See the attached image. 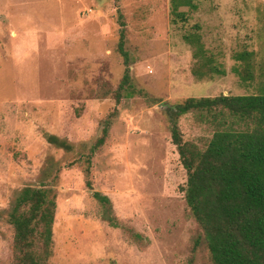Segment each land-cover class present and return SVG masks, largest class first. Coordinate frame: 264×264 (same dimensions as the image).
<instances>
[{
	"label": "rangeland",
	"instance_id": "1",
	"mask_svg": "<svg viewBox=\"0 0 264 264\" xmlns=\"http://www.w3.org/2000/svg\"><path fill=\"white\" fill-rule=\"evenodd\" d=\"M194 4L179 9L186 23L173 24L170 0H0V264L16 261L15 201L38 187L56 205L45 264H212L204 243L193 254L200 229L184 199L186 171L165 107L264 93V0ZM119 14L136 93L116 103L125 69ZM193 32L225 76L192 75L193 49L183 37ZM241 52L252 54L249 79L236 72H244L235 60ZM114 111L89 176L87 156ZM178 126L200 149L215 131L193 113ZM93 192L109 198L112 213ZM112 215L116 226L105 219ZM42 249L36 240L35 252Z\"/></svg>",
	"mask_w": 264,
	"mask_h": 264
},
{
	"label": "trees",
	"instance_id": "2",
	"mask_svg": "<svg viewBox=\"0 0 264 264\" xmlns=\"http://www.w3.org/2000/svg\"><path fill=\"white\" fill-rule=\"evenodd\" d=\"M172 23H186V12L197 9L194 0H170ZM117 52L124 64V74L113 93L116 103L130 98L136 90L130 77V58L126 48V25L119 14ZM192 47L195 66L191 73L205 76H225L226 72L212 64L197 32L183 37ZM250 52L235 55L244 63L243 79L251 78L248 69ZM204 61L203 63H201ZM205 67V70H203ZM114 112L103 120L101 136L87 156V175L92 176V157L104 145ZM197 114L214 124L215 131L205 149L183 140L178 121L187 114ZM165 114L170 124L171 141L186 171L182 188L184 199L200 233L194 241L193 254L204 243L212 264H264V93L245 96L188 98L181 103L166 104ZM55 147L70 150L65 142L48 136ZM92 190L90 180L86 182ZM92 197L111 212L108 197L93 192ZM55 201L44 187L25 188L18 195L10 214L14 227L15 264H45L50 256ZM112 213V212H111ZM115 217L105 218L112 226ZM42 243V254L34 250L35 241Z\"/></svg>",
	"mask_w": 264,
	"mask_h": 264
}]
</instances>
